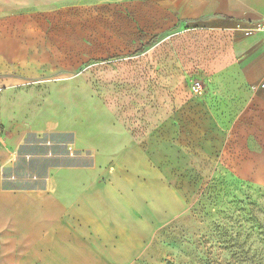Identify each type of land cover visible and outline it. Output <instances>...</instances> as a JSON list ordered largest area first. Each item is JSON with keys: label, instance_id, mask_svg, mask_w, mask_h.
Returning a JSON list of instances; mask_svg holds the SVG:
<instances>
[{"label": "rangeland", "instance_id": "374dc122", "mask_svg": "<svg viewBox=\"0 0 264 264\" xmlns=\"http://www.w3.org/2000/svg\"><path fill=\"white\" fill-rule=\"evenodd\" d=\"M170 4L20 1L0 18V78L17 80L34 120L68 131L70 156L73 142L99 143L118 264H264V185L238 178L225 154L250 90L232 65L239 36ZM31 231L0 226V264L38 261Z\"/></svg>", "mask_w": 264, "mask_h": 264}, {"label": "crops", "instance_id": "0c3cea01", "mask_svg": "<svg viewBox=\"0 0 264 264\" xmlns=\"http://www.w3.org/2000/svg\"><path fill=\"white\" fill-rule=\"evenodd\" d=\"M20 1L0 0V18L24 7ZM171 6L182 20H199L210 30L239 36L232 65L250 90L226 131L232 150L225 154L238 178L264 185V35L245 38L236 29L264 18V0H172ZM16 82L0 78V226L32 227L24 237L34 240L35 264H118L113 175L105 182L95 180L102 175L95 159L99 143L93 138L86 147L73 142L78 151L73 148L70 156L68 131L34 120ZM87 174L93 179L87 181ZM122 217L130 218L127 212ZM127 246L132 252L131 242ZM22 264L34 263L26 257Z\"/></svg>", "mask_w": 264, "mask_h": 264}, {"label": "built area", "instance_id": "2783aa9c", "mask_svg": "<svg viewBox=\"0 0 264 264\" xmlns=\"http://www.w3.org/2000/svg\"><path fill=\"white\" fill-rule=\"evenodd\" d=\"M236 29L240 31L245 38H249L256 33H262L264 35V18L256 22H250L249 24H237ZM263 86L264 84L261 85V87ZM1 139L2 135L0 133V140Z\"/></svg>", "mask_w": 264, "mask_h": 264}, {"label": "trees", "instance_id": "16d2710c", "mask_svg": "<svg viewBox=\"0 0 264 264\" xmlns=\"http://www.w3.org/2000/svg\"><path fill=\"white\" fill-rule=\"evenodd\" d=\"M152 44H153V40L150 41V42H148V43L146 44V46H151Z\"/></svg>", "mask_w": 264, "mask_h": 264}]
</instances>
